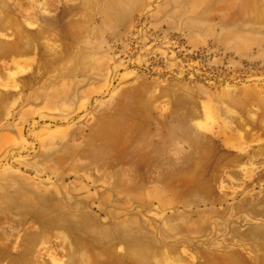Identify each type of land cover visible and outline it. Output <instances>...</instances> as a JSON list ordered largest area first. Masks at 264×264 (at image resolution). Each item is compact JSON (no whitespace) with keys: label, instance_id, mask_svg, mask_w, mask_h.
Returning <instances> with one entry per match:
<instances>
[{"label":"rangeland","instance_id":"obj_1","mask_svg":"<svg viewBox=\"0 0 264 264\" xmlns=\"http://www.w3.org/2000/svg\"><path fill=\"white\" fill-rule=\"evenodd\" d=\"M0 264H264V0H0Z\"/></svg>","mask_w":264,"mask_h":264},{"label":"bare ground","instance_id":"obj_2","mask_svg":"<svg viewBox=\"0 0 264 264\" xmlns=\"http://www.w3.org/2000/svg\"><path fill=\"white\" fill-rule=\"evenodd\" d=\"M123 225H127V223L126 224H123Z\"/></svg>","mask_w":264,"mask_h":264}]
</instances>
